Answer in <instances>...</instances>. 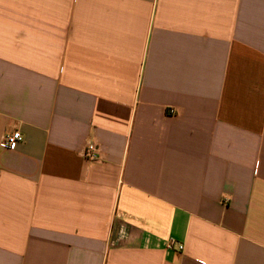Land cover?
Segmentation results:
<instances>
[{
    "label": "crops",
    "instance_id": "crops-1",
    "mask_svg": "<svg viewBox=\"0 0 264 264\" xmlns=\"http://www.w3.org/2000/svg\"><path fill=\"white\" fill-rule=\"evenodd\" d=\"M16 130L0 264H264V0H0Z\"/></svg>",
    "mask_w": 264,
    "mask_h": 264
},
{
    "label": "built area",
    "instance_id": "built-area-1",
    "mask_svg": "<svg viewBox=\"0 0 264 264\" xmlns=\"http://www.w3.org/2000/svg\"><path fill=\"white\" fill-rule=\"evenodd\" d=\"M22 141L23 135L19 130L7 132L2 138L0 146L3 149H13L17 143ZM83 155L84 158L89 162H98L100 160L98 144L94 141L87 142ZM167 247L169 249H176L178 251L183 250V244L178 243L173 238L168 241Z\"/></svg>",
    "mask_w": 264,
    "mask_h": 264
}]
</instances>
